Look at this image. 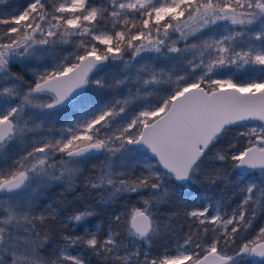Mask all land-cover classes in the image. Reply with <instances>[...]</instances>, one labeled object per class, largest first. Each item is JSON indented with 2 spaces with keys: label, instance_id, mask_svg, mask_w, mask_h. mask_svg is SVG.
I'll list each match as a JSON object with an SVG mask.
<instances>
[{
  "label": "snow or ice",
  "instance_id": "1",
  "mask_svg": "<svg viewBox=\"0 0 264 264\" xmlns=\"http://www.w3.org/2000/svg\"><path fill=\"white\" fill-rule=\"evenodd\" d=\"M112 66L118 76L100 77ZM93 160L82 195L137 205L113 212L103 236L86 223L93 207L66 218L82 234L61 231L64 201L39 210L37 197L75 190ZM195 183L244 196L231 211L186 209L183 241L152 254L171 228L160 206ZM260 214L264 0H29L0 12V264H264Z\"/></svg>",
  "mask_w": 264,
  "mask_h": 264
},
{
  "label": "trees",
  "instance_id": "2",
  "mask_svg": "<svg viewBox=\"0 0 264 264\" xmlns=\"http://www.w3.org/2000/svg\"><path fill=\"white\" fill-rule=\"evenodd\" d=\"M29 0H12V3L9 5H0V12H7L11 10L14 6L24 7L27 5ZM154 63H159L161 66L167 68L171 65L167 62L156 61ZM13 71H19L18 67H13ZM177 72H181L182 68L177 67ZM119 67L112 66L109 71L100 73V77L111 81L113 76H118ZM29 79L30 77H25ZM133 91L135 89L133 88ZM93 95L97 98L103 100L110 98L112 93L108 89H93ZM124 95L128 94V89L125 88L122 90ZM163 95V93H161ZM141 104L143 101L140 102ZM139 107V105H137ZM61 125L58 123L57 128ZM18 150V149H17ZM90 167V168H89ZM89 169V171H88ZM90 164L85 165L82 170V174L86 175L93 171ZM176 182H171L169 186L170 193L175 192L174 185ZM241 186H237L235 183H217V184H208V183H195L187 187L184 192L185 196L183 201L172 198L171 203L167 205H161L160 210L162 213L161 218L171 224V228L163 232L160 237H158L152 244L151 252L152 254L165 253L175 251L177 242H182L185 236V233L189 231L190 223L188 219L183 215V212L186 209L203 207L206 205H211V209L217 207V201L222 203V207L225 210L231 211L234 209L238 203L243 199L244 193L240 190ZM84 193L83 184L77 182L75 190H60L52 189L46 194L45 205H57L60 201H64V204L61 206L60 211L61 215L57 222V229L61 231L68 232L70 234L81 233V228H73L67 224V216L71 215L72 211L83 208V207H93L95 209V215H93L86 223L89 228H95L97 225L100 226V235L103 236L104 232L107 230L108 223L113 212L124 211L125 204L129 206L137 205L136 196L132 197H123L120 203L117 204H100L97 203L95 198L89 197ZM147 195V194H145ZM197 195L198 197L203 198V200L191 198L192 196ZM42 210V209H39ZM60 221H64V226L62 227ZM260 226H264V214L257 215L253 228L258 229ZM210 227V226H209ZM210 235V234H209ZM62 242L59 240V237H54L52 243L49 245L50 248L56 249ZM79 249H73V254H78ZM91 264H101V260L97 257H90Z\"/></svg>",
  "mask_w": 264,
  "mask_h": 264
},
{
  "label": "rangeland",
  "instance_id": "3",
  "mask_svg": "<svg viewBox=\"0 0 264 264\" xmlns=\"http://www.w3.org/2000/svg\"><path fill=\"white\" fill-rule=\"evenodd\" d=\"M236 78H237L238 80H239V79H244V78H246V74L241 73V74H239ZM100 163H101V160H93V161L90 163L91 168H93V165H98V164H100ZM84 167H85V165L82 166V170L84 169ZM89 168H90V167H89ZM88 171H89V169H88ZM91 171H93L92 174H91V173H88V174H86V175H83V174L81 173V175L77 177L76 183H77V182L81 183V182H82L85 178H87L88 176H90V175H95V171H94V170H91ZM55 188L60 189V190H63V191H64V190H67L66 187H65L63 184H59V183H57V184H53V185H51V186H48V187L42 189L41 192H40V194H39V196L37 197V204H38V206H39V209H43L45 206H47V205H45V199H46V197H47L46 194H47L48 191H51L52 189H55ZM145 194H147V193H145ZM145 194H144V195H145ZM191 198H195V199L197 198V199H199V200H203V198L198 197L197 195H194V196H192Z\"/></svg>",
  "mask_w": 264,
  "mask_h": 264
}]
</instances>
